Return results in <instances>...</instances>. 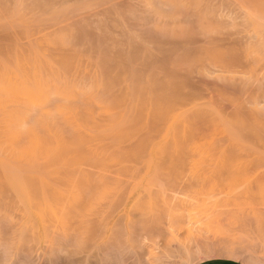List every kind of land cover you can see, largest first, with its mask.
<instances>
[{"label":"rangeland","instance_id":"obj_1","mask_svg":"<svg viewBox=\"0 0 264 264\" xmlns=\"http://www.w3.org/2000/svg\"><path fill=\"white\" fill-rule=\"evenodd\" d=\"M221 257L264 264V0H0V264Z\"/></svg>","mask_w":264,"mask_h":264},{"label":"crops","instance_id":"obj_2","mask_svg":"<svg viewBox=\"0 0 264 264\" xmlns=\"http://www.w3.org/2000/svg\"><path fill=\"white\" fill-rule=\"evenodd\" d=\"M198 264H246L238 258L221 257L202 261Z\"/></svg>","mask_w":264,"mask_h":264},{"label":"bare ground","instance_id":"obj_3","mask_svg":"<svg viewBox=\"0 0 264 264\" xmlns=\"http://www.w3.org/2000/svg\"><path fill=\"white\" fill-rule=\"evenodd\" d=\"M20 92V91H19ZM17 93V92H16ZM23 94V93H22ZM35 97V96H34ZM34 99V98H33ZM162 144V143H161ZM158 147V146H157ZM153 148V147H152ZM151 150V149H150ZM155 161V160H154ZM22 191V189H20ZM25 192V191H24ZM26 194V193H25Z\"/></svg>","mask_w":264,"mask_h":264}]
</instances>
